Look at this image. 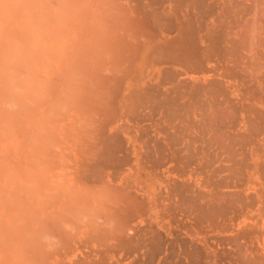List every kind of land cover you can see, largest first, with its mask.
Listing matches in <instances>:
<instances>
[{"label": "bare ground", "instance_id": "bare-ground-1", "mask_svg": "<svg viewBox=\"0 0 264 264\" xmlns=\"http://www.w3.org/2000/svg\"><path fill=\"white\" fill-rule=\"evenodd\" d=\"M0 264H264V0H0Z\"/></svg>", "mask_w": 264, "mask_h": 264}]
</instances>
